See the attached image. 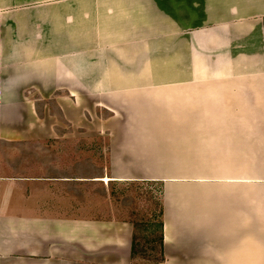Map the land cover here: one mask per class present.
<instances>
[{
  "label": "crops",
  "instance_id": "0c3cea01",
  "mask_svg": "<svg viewBox=\"0 0 264 264\" xmlns=\"http://www.w3.org/2000/svg\"><path fill=\"white\" fill-rule=\"evenodd\" d=\"M0 264H264V0H0Z\"/></svg>",
  "mask_w": 264,
  "mask_h": 264
},
{
  "label": "rangeland",
  "instance_id": "374dc122",
  "mask_svg": "<svg viewBox=\"0 0 264 264\" xmlns=\"http://www.w3.org/2000/svg\"><path fill=\"white\" fill-rule=\"evenodd\" d=\"M179 163V162H178ZM175 165V164H174ZM182 170L181 162L175 166ZM169 169H171L169 167ZM161 182H135L117 188L124 211L135 222V235L138 238V248L155 247L160 237L161 220Z\"/></svg>",
  "mask_w": 264,
  "mask_h": 264
},
{
  "label": "trees",
  "instance_id": "16d2710c",
  "mask_svg": "<svg viewBox=\"0 0 264 264\" xmlns=\"http://www.w3.org/2000/svg\"><path fill=\"white\" fill-rule=\"evenodd\" d=\"M136 237L137 236H134L133 237V241H132V254L133 255L135 254V246L136 245L139 246V244H138V238H136ZM157 244H158L159 252H161V246H162V239H161V237L159 238ZM143 247H144V249H148V252H151L152 249L154 250V247H152V248H150V246H148V247L147 246H143Z\"/></svg>",
  "mask_w": 264,
  "mask_h": 264
}]
</instances>
